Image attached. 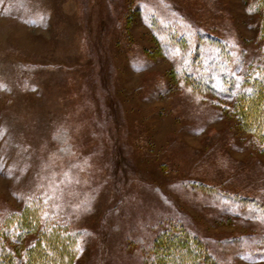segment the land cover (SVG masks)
Listing matches in <instances>:
<instances>
[{"label": "rangeland", "instance_id": "rangeland-1", "mask_svg": "<svg viewBox=\"0 0 264 264\" xmlns=\"http://www.w3.org/2000/svg\"><path fill=\"white\" fill-rule=\"evenodd\" d=\"M263 1L0 0V246L60 227L72 264H155L178 228L264 264V143L234 107Z\"/></svg>", "mask_w": 264, "mask_h": 264}, {"label": "trees", "instance_id": "trees-1", "mask_svg": "<svg viewBox=\"0 0 264 264\" xmlns=\"http://www.w3.org/2000/svg\"><path fill=\"white\" fill-rule=\"evenodd\" d=\"M242 86L243 89L237 92L234 107L250 133L264 143V119H261L264 113V76H248L242 79ZM27 219L35 222L31 215ZM34 228H28V231L33 232ZM42 235L46 244L41 245L37 241L29 246L23 259L0 246V264H72L76 236L63 233L60 227H52ZM154 245L155 264H218L206 245L183 229L175 228L172 234L163 232Z\"/></svg>", "mask_w": 264, "mask_h": 264}]
</instances>
